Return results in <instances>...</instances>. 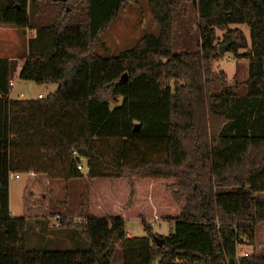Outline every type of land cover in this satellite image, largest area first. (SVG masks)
I'll list each match as a JSON object with an SVG mask.
<instances>
[{
  "label": "trees",
  "instance_id": "1",
  "mask_svg": "<svg viewBox=\"0 0 264 264\" xmlns=\"http://www.w3.org/2000/svg\"><path fill=\"white\" fill-rule=\"evenodd\" d=\"M147 1L158 33L101 57L94 44L125 0H0V25L34 32L21 58H0V264H110L116 245L122 264H264V254L237 255L239 246H254L264 224V0ZM182 2L195 8L199 45L174 53ZM230 24L248 26L249 45ZM215 29L226 51L245 50L240 85L211 68ZM17 72L56 90L11 99ZM79 157L89 181L127 180L131 193L135 179L176 180L184 204L160 247L144 219L146 235L131 237L122 216L87 215L66 241L28 249L30 218L11 216L10 175L79 179ZM68 226L60 218L50 229Z\"/></svg>",
  "mask_w": 264,
  "mask_h": 264
},
{
  "label": "rangeland",
  "instance_id": "2",
  "mask_svg": "<svg viewBox=\"0 0 264 264\" xmlns=\"http://www.w3.org/2000/svg\"><path fill=\"white\" fill-rule=\"evenodd\" d=\"M53 12L58 6H50ZM176 20L172 25V51H195L199 45V32L195 8L190 3H181ZM228 29H240L249 45V28L245 24H230ZM158 33V25L152 18L147 0H125L124 7L108 27L100 34L94 44V52L101 57L117 56L121 51L131 48L144 34ZM223 31L215 29L218 37L216 49L227 44L222 42ZM34 38V32L0 25V58L19 59L27 53L28 44ZM218 53L212 61L214 72L222 71L229 85L241 84L247 77L248 60L242 56L244 49L236 53L226 51ZM213 89L220 90L219 80H214ZM56 90V84H37L22 80L18 72L13 77L10 98L35 99L38 94L44 97ZM240 93L245 89L240 87ZM11 174L9 182V210L13 217L30 218L26 232L28 249L53 248L49 238L67 240L71 225L79 224L85 216H122L125 219V231L131 237H142L146 231L141 220L151 227L154 238L161 239L172 231V219L176 217L184 204L183 198L174 195L175 179L141 178L127 180L96 179L89 181L85 177L69 180L48 179L44 174H37L34 181L28 180L25 173ZM136 181V182H135ZM64 218L69 223L65 232L51 230L58 225V219ZM57 219V220H55ZM42 221V223H41ZM48 227L42 232V224ZM52 231V232H51ZM45 237V238H44ZM48 238V239H47ZM64 246L70 247L69 241ZM264 254V224L256 227L253 247L241 245L237 255ZM157 261L154 262V264ZM110 264H122L121 248L116 245Z\"/></svg>",
  "mask_w": 264,
  "mask_h": 264
},
{
  "label": "built area",
  "instance_id": "3",
  "mask_svg": "<svg viewBox=\"0 0 264 264\" xmlns=\"http://www.w3.org/2000/svg\"><path fill=\"white\" fill-rule=\"evenodd\" d=\"M9 86H10V88L13 86V81H11V82L9 83ZM43 97H44V96L41 95V94H38V95H37V98H38V99H41V98H43ZM18 98H19V99H23L24 96H23L22 94H20V95L18 96ZM77 168H78L80 171H84V172L87 171V168H86V165H85V159H84L83 157H79V159H78V164H77ZM14 178L17 179V178H18V174H14ZM56 226H57V224H56ZM242 254H243V255H247V253H242Z\"/></svg>",
  "mask_w": 264,
  "mask_h": 264
},
{
  "label": "water",
  "instance_id": "4",
  "mask_svg": "<svg viewBox=\"0 0 264 264\" xmlns=\"http://www.w3.org/2000/svg\"><path fill=\"white\" fill-rule=\"evenodd\" d=\"M53 1H65V0H53ZM227 48H228V44H225V45H223L222 47H219V48H218V53H222V52H223L225 49H227ZM155 241H156L158 247H160V246L162 245V241H161V239H157V238H155Z\"/></svg>",
  "mask_w": 264,
  "mask_h": 264
},
{
  "label": "crops",
  "instance_id": "5",
  "mask_svg": "<svg viewBox=\"0 0 264 264\" xmlns=\"http://www.w3.org/2000/svg\"><path fill=\"white\" fill-rule=\"evenodd\" d=\"M17 29V28H16ZM11 93V92H10ZM10 96V95H9ZM26 174V176L28 177V180L30 181L31 180V182L32 181H34L35 180V178L37 177V174L36 173H34V172H28V173H25ZM10 178H11V175H10ZM10 178H9V182H10ZM19 178V177H18ZM134 181V180H133ZM136 182V181H135Z\"/></svg>",
  "mask_w": 264,
  "mask_h": 264
}]
</instances>
